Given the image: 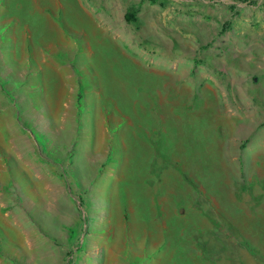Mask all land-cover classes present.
Instances as JSON below:
<instances>
[{
    "label": "rangeland",
    "instance_id": "obj_1",
    "mask_svg": "<svg viewBox=\"0 0 264 264\" xmlns=\"http://www.w3.org/2000/svg\"><path fill=\"white\" fill-rule=\"evenodd\" d=\"M0 264H264V0H0Z\"/></svg>",
    "mask_w": 264,
    "mask_h": 264
},
{
    "label": "trees",
    "instance_id": "obj_2",
    "mask_svg": "<svg viewBox=\"0 0 264 264\" xmlns=\"http://www.w3.org/2000/svg\"><path fill=\"white\" fill-rule=\"evenodd\" d=\"M126 20L128 21H133L134 20V14H132L131 12H127L125 15Z\"/></svg>",
    "mask_w": 264,
    "mask_h": 264
}]
</instances>
